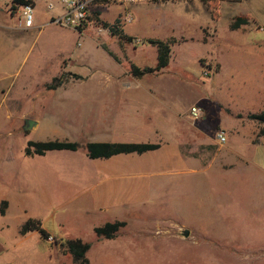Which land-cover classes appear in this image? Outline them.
I'll return each instance as SVG.
<instances>
[{"label":"rangeland","instance_id":"rangeland-1","mask_svg":"<svg viewBox=\"0 0 264 264\" xmlns=\"http://www.w3.org/2000/svg\"><path fill=\"white\" fill-rule=\"evenodd\" d=\"M129 1L99 10L134 42L94 24L55 23L61 1L47 9L48 0H35L34 26L7 37L19 47L0 44V264H72L60 237L89 242V264H264V168L253 164L264 152L263 125L246 116L264 109L253 102L264 72V0L220 1L215 20L201 0ZM11 3L0 0V24L8 17L16 27L22 13ZM197 5L198 17L168 12ZM238 15L249 23L231 29ZM169 36L176 42L160 72L136 78L123 67L155 65L157 49L143 40ZM25 119L35 124L26 130ZM55 139L80 147L24 154L29 140ZM88 141L160 148L90 159ZM175 149L197 159L172 157ZM28 218L51 239L20 235ZM114 219L126 225L98 238L93 228Z\"/></svg>","mask_w":264,"mask_h":264},{"label":"trees","instance_id":"trees-1","mask_svg":"<svg viewBox=\"0 0 264 264\" xmlns=\"http://www.w3.org/2000/svg\"><path fill=\"white\" fill-rule=\"evenodd\" d=\"M88 5L91 3H102L109 2L110 0H87ZM206 8L210 10L211 18L213 20L218 18V6L220 1H229V2H240L242 0H201ZM11 8L14 10L22 5L30 4L33 6L32 0H11ZM99 11H90L86 10L85 19L82 21L81 25L77 28L79 31H82L90 24H94L103 29H107L111 34L118 36L119 39L125 40L127 42H134L135 37L129 34L122 33L119 29L118 18L109 22L103 20L99 16ZM249 23V17L246 15L236 16L229 27L231 29H237L243 24ZM98 42V38H96ZM143 42L149 43L156 47L157 49V60L153 66H139L130 60H126L122 63L123 67L126 68L128 73L136 78H140L148 74H156L162 69L167 67L169 63L171 45L176 42L175 38L169 39H160L147 37ZM55 80V79H54ZM56 81V80H55ZM51 86L50 88L54 87ZM238 117L242 116L241 114L237 115ZM246 116L250 119L256 120L262 123V127L259 129L258 134L264 136V109L258 112H249ZM80 147V144L77 141L69 140H44V141H34L29 140L24 147V154L27 156L31 155H44L48 151H60V150H69L76 151ZM160 147L159 143L156 142H133V141H88L84 144L86 154L90 159L98 158H110L111 156L118 154H128V153H137L142 154L148 151H154ZM6 209V201L2 202L0 206V213L3 215ZM126 225L124 220H113L106 221L102 225L95 226L93 228L94 233L98 238L111 239L116 236L118 231ZM30 231H36L39 233L42 239H47L50 234L42 226L39 220L35 218H28L25 220L19 229L20 235H25ZM57 249L64 253L69 254L72 259V264H89L87 258V251L90 248V243L83 241L80 238H58L56 240Z\"/></svg>","mask_w":264,"mask_h":264},{"label":"crops","instance_id":"crops-1","mask_svg":"<svg viewBox=\"0 0 264 264\" xmlns=\"http://www.w3.org/2000/svg\"><path fill=\"white\" fill-rule=\"evenodd\" d=\"M33 1V7H35V5H36V2H35V0H32ZM48 1H51V0H48ZM142 1H144V0H130L129 1V5L130 4H136V3H139V2H142ZM130 2H134V3H130ZM102 5V3H91L90 5H88V7H87V11L88 12H90V11H99V13H100V10H99V7ZM198 5L197 6H195V7H193V8H188V9H186V8H180L179 10H172L171 8L168 10V12L169 11H171V12H173V13H175V14H177V16H180V15H184V14H193L194 16H196V17H198V13L200 14V11L198 12L197 11V9H198ZM19 8L20 7H18V8H16V10L18 11L19 10ZM139 8H140V6H139ZM199 9H200V7H199ZM142 9L140 8L139 9V11H141ZM62 11V10H61ZM61 11H59L57 14H56V16H51V19L53 18V19H55L56 17H58L62 12ZM210 14V13H209ZM101 15V13L99 14V16ZM12 17V16H11ZM211 17V16H210ZM101 18V17H100ZM3 19V21H2V24H0V44H2V45H6V38L8 37V36H11V35H13V36H18V34H16L15 32H10V31H14L15 29H17V30H25V31H27V30H29V29H25V28H21V27H18V25L16 26V27H13V26H10L9 25V23H8V20H9V18L8 17H3L2 18ZM212 19V18H211ZM213 20V19H212ZM4 30H5V32H4ZM6 36V37H5ZM169 38H174V36H169L168 38H166V39H169ZM8 39V41L9 42H11L12 43V45L13 46H15L16 48H18L19 47V41H16V40H14V42H16V43H14V42H12V40L11 39H9V38H7ZM165 39V40H166ZM29 50L30 49H28L27 50V54H28V52H29ZM258 78H259V81H258V84L260 85V87H259V91L256 93V96H255V98H253V102H254V104H257V105H259V108L258 109H262V108H264V72H262V73H259V75H258ZM264 142V137H261L260 138V142L257 144V145H261L262 143ZM226 147V146H225ZM160 148V147H159ZM228 147H226V149H227ZM229 152H231V150H227V152H226V154H228ZM173 155H175L176 156V158L177 159H185V160H187V159H189V160H191L192 158L193 159H197V157L196 156H194V154H191V152L190 151H186V152H180L179 150L177 151V149H175V152H172V157H173ZM226 156V155H225ZM256 157V160H254L253 159V164L256 166V167H258V168H264V152L263 151H261V150H259V151H256L255 152V154H254V158ZM114 220H122V219H114ZM113 221V220H112ZM125 221V220H124ZM126 222V221H125Z\"/></svg>","mask_w":264,"mask_h":264},{"label":"built area","instance_id":"built-area-1","mask_svg":"<svg viewBox=\"0 0 264 264\" xmlns=\"http://www.w3.org/2000/svg\"><path fill=\"white\" fill-rule=\"evenodd\" d=\"M63 5L62 13L52 19L51 21L61 24L63 26L71 27L76 30L81 25L82 21L85 19L86 10L88 7L87 0H60ZM47 9L53 8V3L48 1L46 4ZM21 18L18 19V27L29 29L34 26V7L30 4H25L20 6ZM127 20H131V16L127 17ZM43 26V25H42ZM79 31V30H78ZM190 115L193 119L200 117V109L196 106H192L189 109ZM226 133L224 130H217L215 133V140L219 144L226 142ZM51 239V237L49 236Z\"/></svg>","mask_w":264,"mask_h":264},{"label":"water","instance_id":"water-1","mask_svg":"<svg viewBox=\"0 0 264 264\" xmlns=\"http://www.w3.org/2000/svg\"><path fill=\"white\" fill-rule=\"evenodd\" d=\"M35 124V122L31 119H25V123H24V129H30L33 125ZM184 234L186 235L185 231Z\"/></svg>","mask_w":264,"mask_h":264}]
</instances>
